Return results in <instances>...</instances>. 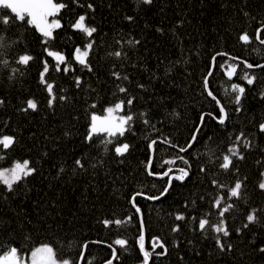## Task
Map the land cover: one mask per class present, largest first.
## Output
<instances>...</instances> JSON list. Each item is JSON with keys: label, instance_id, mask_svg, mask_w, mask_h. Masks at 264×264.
I'll return each instance as SVG.
<instances>
[{"label": "trees", "instance_id": "trees-1", "mask_svg": "<svg viewBox=\"0 0 264 264\" xmlns=\"http://www.w3.org/2000/svg\"><path fill=\"white\" fill-rule=\"evenodd\" d=\"M53 2L67 7L56 15L62 27L53 30L54 38L47 44L35 26L27 24L26 14L22 22L11 9L0 7L4 38L0 41V100L4 101L0 135L15 138L10 149L0 146V169L24 159L35 169L15 182L11 191L0 182V254L15 247L18 255H26L48 245L58 260L107 264L111 244L118 256L113 264H142L138 246L142 217L145 250L154 253L149 264H264L260 251L264 248V191L258 187L264 180V132L259 129L264 123V67H257L264 66V44L256 39V30L264 26V0ZM79 15L86 16L87 26L97 29L91 38L71 27ZM5 16L10 19L8 25L2 23ZM128 16L133 19L129 21ZM242 33L249 35L250 42L239 40ZM89 40L94 42L87 58L92 71L73 59L75 47L83 48ZM46 47L64 54L71 70L57 72V61L47 56ZM116 51L122 55H112ZM21 55L33 59L19 64ZM44 61L50 66L45 78L54 84L57 97L51 108L46 87L40 83ZM241 61L254 67L246 68ZM229 65H236L231 79L226 75ZM245 73L255 77L252 85L243 78ZM206 76L209 90L226 110L223 125L212 118L220 112L204 88ZM232 84L245 89L239 105L234 103L237 93L232 92ZM118 86L127 91L121 93ZM129 98H134L131 106L126 104ZM27 99L37 102L36 111H21ZM121 100L124 110L116 115L134 117L124 135L98 132L87 140L91 116L103 117L107 108ZM108 140L112 143L106 144ZM152 141L156 143L150 149ZM123 143L130 145L129 150L117 156L115 147ZM233 146L244 159L232 157L233 166L225 171L219 163ZM77 159L83 167L75 164ZM179 168L189 171L183 182L173 178L165 196L147 199L159 195L169 176L179 175ZM168 169L173 170L169 176L148 174ZM238 179L243 182L240 195L229 198L228 189ZM213 180L225 187L213 185ZM134 196L140 214L130 202ZM218 197H223L221 207L234 206L222 218L213 206ZM253 209L257 219L245 228ZM178 214L185 218L177 220ZM128 217L132 219L121 225L102 223ZM201 218L210 225L224 219L229 235L217 234L210 226L201 231ZM174 227L178 231L173 232ZM217 235L225 244L223 252L216 246ZM118 238L127 245H115Z\"/></svg>", "mask_w": 264, "mask_h": 264}, {"label": "snow or ice", "instance_id": "snow-or-ice-1", "mask_svg": "<svg viewBox=\"0 0 264 264\" xmlns=\"http://www.w3.org/2000/svg\"><path fill=\"white\" fill-rule=\"evenodd\" d=\"M73 2H76V0H73ZM153 0H143L144 4H151ZM0 6H3L5 8L11 9V11L15 14L16 19L19 21H25L26 16L24 13L27 14L28 17H31L30 19H27L26 22L28 25H34L36 30L41 33L44 39L42 43L47 44L51 39H53V30L59 29L62 27L61 21L59 19H53L51 22L48 21V17L50 16H56L62 9L66 8L67 5L64 3H54L53 0H0ZM88 9H93L92 4L87 5ZM129 21H131L133 18L131 16L126 17ZM86 16L85 15H79L78 19L75 20L74 23L71 24V27L74 30H79L85 34L86 37L91 38L93 34L97 31L95 27H89L85 24ZM2 23L5 25H8L10 23V19L8 17H2ZM160 31V29H157ZM264 31V26L261 28H258L256 30V39L260 41L261 44H264V39H261V33ZM3 37L0 36V41H3ZM239 40L244 43L250 42V37L247 33H242L239 35ZM136 43H139V41H136ZM94 46V42L92 40H89L87 43L84 44L83 49L80 46H76L74 53H73V59L78 62L80 65L87 67L88 71H92L91 66L87 63V58L90 55V52ZM45 53L49 57H54L57 61V64L55 65V70L57 72H60L63 70V72L67 73L71 70V65L66 63V57L64 54L60 53L59 51H52L49 50L47 47L44 49ZM112 55L116 57H120L122 53L120 51H116L112 53ZM219 55V54H218ZM33 57L31 55H21L19 56V59L17 63L27 65L30 60H32ZM238 59V58H233ZM213 61H215V57H213ZM241 63L244 64L246 68H253L254 66L250 63H247L246 61H241ZM61 65H64L63 69H61ZM257 67H264L257 65ZM50 71V66L48 61H44V67L43 70L40 72V83L45 85L46 91L48 93L49 99L47 101L49 108L53 106L54 101L57 99L55 93H54V84L50 83L46 80L45 76L46 73ZM236 72V65H229L228 69L226 71V75L231 79L233 74ZM113 75L116 77V79H120L119 73H113ZM208 75H212V72L209 71ZM248 85H252L255 77L249 76L248 73L244 74L243 77ZM124 79H128L127 76L124 77ZM77 87H80L81 80L79 77L76 78L75 81ZM209 81L208 77L206 76L204 78V88L207 91V94L209 97L212 98L219 107L220 115L217 118L216 116H213V119H217L218 123L223 125L225 123V120L227 119V113L224 108V106L221 104L220 100L217 99V97L213 94L211 90H209ZM119 87V86H118ZM140 87H143V85H140ZM231 90L234 93H237L234 97V103L236 105H239L241 103L242 95L245 92L244 87L232 84ZM119 91L121 93H125L127 90L124 87H119ZM264 95V94H262ZM60 100H65L66 97L60 96ZM134 98H129L126 101V104L131 106L133 104ZM4 101L0 100V104H3ZM125 106V101L121 100L120 102L115 103L114 107H109L106 109V112L108 113L107 117H100L95 114L91 116V123L89 125V131L88 135L86 137L87 140H91L94 133L98 132H107L109 136L111 137H117L123 136L124 133L128 130V128L131 126V122L133 121L134 117L133 115H120V116H113L112 114L114 112L123 111ZM94 108L95 105H92ZM36 111L37 110V102L34 99H27L26 101V107L22 108L21 111H28V110ZM236 111H240V108L237 107ZM141 116L144 114L141 113ZM206 115H212L211 113H208ZM205 119V115L202 114L200 117L201 124H203ZM145 124H148V120H144ZM259 129L261 132H264V123H260ZM200 131V128L197 127V132ZM244 134L241 133L240 135H237L235 139L237 141L241 140V137ZM197 137L195 134L192 136V142L196 141ZM192 142H189L188 147H192ZM15 143V138L12 135H0V146H2L3 150H8L10 147H12ZM107 143H112V140L106 141ZM156 143V141H152L149 144V148L151 149L152 146ZM245 146H248V143L245 142ZM130 145L128 143L118 144L115 147V153L117 156H123L125 153L128 152ZM180 152L187 151L186 148H180ZM232 157H238L239 159H244L242 155L238 154V151L236 150L235 146L230 147L228 149V154L223 155L222 162L219 163V167L225 171L229 170L233 166V160ZM0 159H3L2 156H0ZM177 159L182 160L184 164H188V161L184 159V157H178ZM165 163H175V161H165ZM75 164L77 166L83 167L81 161L77 159L75 161ZM149 169L151 167V159L148 162ZM172 169H168L167 171H164L160 174H154L152 171L149 170V175H161V176H169V173L172 172ZM179 172V175H175L174 177L169 176V182L166 187H164L163 191L160 192L157 196H150L147 197V199L150 200H159L161 197L165 196L169 188L171 187L172 179L174 178L177 181L183 182L186 177L189 176V171L186 168H179L177 170ZM201 172H204L205 169L202 167L200 169ZM35 172V169L30 167V161L28 159H24L22 162L17 161L14 166L11 169H0V182H2L4 185L7 186L8 190L11 191L13 184L22 178L28 177L32 175ZM10 173L9 175H6ZM262 176H264V173H261ZM213 185H216L220 188H224L225 185L218 184L216 180L212 181ZM242 181L239 179L235 182L234 187H231L228 189L229 198L231 197H239L240 190L242 189ZM259 189L264 191V181H261L258 185ZM137 195H140L139 193ZM223 197H218L214 201V207L219 209V215L220 217H224L225 213H227L230 209H232L234 206L233 204H227L224 207H221ZM132 203V206L136 209L137 214H140V208L135 203V196L130 201ZM256 210L253 209L251 212L247 214V222L244 224V227L247 228L250 224L256 221ZM185 217L183 215L178 214L176 216L177 220H183ZM131 217H128L127 220H120L117 219L115 221L112 220H103L102 223L105 227H109L111 224L121 225L124 223H127L129 220H131ZM195 219V218H194ZM206 226H210L212 228V231H214L217 234H223V236L227 237L229 235V232L225 226L224 219H220L217 224L210 225V222L207 218H201L199 220L198 227L201 231L206 230ZM173 232L178 231L177 227H174L172 229ZM144 221L141 217L140 219V235L138 238V246L140 249V252L143 254V262L142 264H149L150 257L154 254L153 252H149L145 250V244H144ZM115 245H118L120 247H125L127 245V241L124 239H116L113 242ZM158 243V241H157ZM157 243L153 244V249L157 246ZM158 246L161 248H164V245L162 243H158ZM216 246L220 249L221 252L225 251V244L221 241L220 236L217 235L216 237ZM84 247H87L85 245ZM109 248L112 249V257L108 259L107 264H113L114 260L118 259V256L116 254V248L113 247V245H108ZM228 250H231V245L227 246ZM53 249L48 246H44V248H38L33 253V258L36 257L37 253L39 252H46L49 254V257L52 254ZM261 252H264V248L260 249ZM167 252V249L165 248V253ZM161 255L164 253H160ZM6 258L11 262V264H16V257H17V249L15 247L11 248L9 253L5 254ZM81 259H83V252L80 253ZM33 264H35V259L33 260ZM62 264H74V262H70L69 260H64Z\"/></svg>", "mask_w": 264, "mask_h": 264}, {"label": "rangeland", "instance_id": "rangeland-1", "mask_svg": "<svg viewBox=\"0 0 264 264\" xmlns=\"http://www.w3.org/2000/svg\"><path fill=\"white\" fill-rule=\"evenodd\" d=\"M1 7V6H0ZM26 14V13H24ZM27 15V14H26ZM29 19L31 17H28ZM53 19H57L56 16H50L48 17V21L51 22V20ZM83 49V48H82ZM106 115H104L102 118L104 117H107L108 116V113L106 112L105 113ZM117 113L114 112L112 115L113 116H117L116 115ZM119 114V113H118ZM14 166V164L10 167V168H7V169H11L12 167ZM6 175H9L10 176V173L6 174ZM264 181V180H263ZM44 246H48V245H41V246H38L36 248H34L32 251H30L28 254L26 255H18L17 254V257H16V264H33V260L35 259V264H62V262L64 260H58L54 254H53V251H52V254L51 256L49 257V254L46 253V252H39L37 253L36 257L33 258L32 256V253L38 249V248H44ZM50 247V246H48ZM10 252V251H9ZM8 252V253H9ZM6 254V253H5ZM5 254H0V264H11V262L8 260V258H6Z\"/></svg>", "mask_w": 264, "mask_h": 264}]
</instances>
